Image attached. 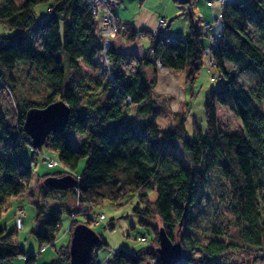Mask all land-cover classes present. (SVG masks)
<instances>
[{
    "label": "trees",
    "instance_id": "obj_1",
    "mask_svg": "<svg viewBox=\"0 0 264 264\" xmlns=\"http://www.w3.org/2000/svg\"><path fill=\"white\" fill-rule=\"evenodd\" d=\"M1 1L0 23L13 32L0 38V88L9 90L17 116L15 124L7 121L0 105V214L10 197L31 196L37 221L31 232L41 248L54 242L61 214L72 216L77 203H89L94 210L106 201L116 203L136 193L132 212L140 223L153 228L152 243L135 252L116 249L106 264H162L156 252L160 226L180 243L187 258L196 251L205 259H228L238 250L264 251V0H228L222 6L223 41L212 55L220 78L204 100L205 131L193 120L192 135L185 127L188 108L173 111L174 123L160 126L156 74L149 78L143 69L155 71L159 61L169 71L182 72L185 82L194 80L205 61L207 34L191 20L188 32L175 43H161L151 35L143 57L118 51L111 43L104 52L111 78L96 79L91 85L81 62L93 68L103 50L96 16L84 0ZM40 2H47L49 10L37 19L34 7ZM107 2L112 5V0ZM134 35L132 30L130 36ZM126 58L135 59L129 72L122 67ZM228 63L250 75L253 83H239ZM18 65L35 68L47 82L41 98L18 92ZM58 99L69 106V120L44 145L57 152L63 167L37 176L42 183L34 196L33 166L22 156L24 146H32L23 120L28 108ZM217 106L227 107L240 119L235 131L217 115ZM74 133L80 136L78 147L72 144ZM177 148L185 159L176 154ZM81 158L85 163L75 176V188L45 183L48 176L71 173ZM212 172L219 174L234 215L225 230L204 215ZM148 190L155 192L154 199ZM78 222L71 221L70 232ZM84 222L90 225L87 218ZM231 227L238 231V242L232 239ZM104 243L100 236L96 247ZM94 248L86 264H100ZM22 254L16 228L0 226V260L10 262ZM34 257L26 255L28 261ZM68 263L69 243L57 250L49 264Z\"/></svg>",
    "mask_w": 264,
    "mask_h": 264
},
{
    "label": "rangeland",
    "instance_id": "obj_2",
    "mask_svg": "<svg viewBox=\"0 0 264 264\" xmlns=\"http://www.w3.org/2000/svg\"><path fill=\"white\" fill-rule=\"evenodd\" d=\"M1 3L2 1L0 0V4ZM221 6L222 5L220 4V10L222 9ZM110 7H112V5ZM48 10L49 5L47 2L38 3L34 7L35 17L37 19H42L48 13ZM161 18H163L167 23V20L164 17ZM214 20L211 23V29L214 27ZM117 23L120 24L118 21ZM205 24L206 23H204V25ZM12 32V30L0 23V38L9 35ZM119 33H116L113 38L117 37ZM210 34L211 33L207 35V45L205 46V48L210 42ZM124 35L126 36V34ZM142 37L143 36H139V38L130 40L118 36L117 38H114V41L118 44V47L122 48L123 50H134L137 53H135L136 55H140L144 52V46L147 42V38ZM110 41L112 42V40ZM131 61L133 60L127 58L124 60V62H122V67L125 72H129L134 68V64ZM205 62L206 55L203 66L198 71L192 82H185L184 74L182 72L169 71L166 68L162 67L160 62V64H157L155 69L157 81L154 90L156 92L155 100L157 101L158 108H160L158 122L162 128H166L170 125V123H174L173 111L177 110L178 112H183L186 111V108H188V112H186L185 127L189 134L192 135L193 120L203 132L205 131L204 100L206 99L209 90L216 87L218 84V81L211 80V76H214L212 72H215V70L217 71V69L214 68L213 71H208ZM94 64L95 66L93 68H89L81 62L82 70L91 82V85L95 84L96 79L100 81H106L107 77L109 76V64L104 57V51L100 54L99 57L94 59ZM227 66L232 72H235L237 74L239 83H253L254 79L247 73L239 70L231 63H228ZM144 69L148 71L146 72V74L149 76V78H152V76H154L152 67H146ZM15 74L17 77L18 92L23 91L25 93H29L34 99L41 98L42 94L47 88V82L39 77V74L35 68H30L28 67V65H18L15 70ZM103 97L104 95L101 97V99H103ZM184 99L187 101V105L182 104L184 103ZM0 105L7 121L15 124L17 116L15 105L12 101L9 90L5 88H0ZM130 112L131 111L129 110V113ZM217 115L222 120L228 122L232 131H235L241 125L240 119L236 117L227 107L217 106ZM92 118L93 117L90 116V119ZM71 137L73 146L78 147L80 136L74 133ZM2 149L3 147L0 146V150ZM175 152L178 156L185 159V155L178 148L175 149ZM22 156L25 161L32 163L33 171L31 184L33 187V191L35 192L34 196H37L38 186L39 184L41 186L42 183V181H40L37 176H40L46 172L62 169L63 166L59 164L57 152L46 147L45 145L41 146L39 154L34 155L32 146L27 144L22 150ZM51 160L56 162V165H54L53 167H49L48 165V162ZM84 163L85 159L81 158L78 166L71 171V174L74 176L79 175L82 172ZM207 191V196H209V198L204 205V215L207 214L210 222L216 221V223L223 230H225L227 227H229L228 223L234 220V215L228 203L226 202L225 187L223 186L218 173L212 172L210 188ZM147 193L149 194L151 199L155 198L156 194L154 191L148 190ZM137 199V194L134 193L133 195H128L123 200L116 203L106 201L94 208V211L103 214V218L100 222L90 223V226L100 236H102L105 241L104 244L94 248L96 254L95 258L100 264H106L107 260L111 257L113 251L116 249L124 248L128 251L135 252L142 247H148L151 245L152 239L154 238L153 228L148 224L140 223L138 221L137 214L132 212V207L137 202ZM70 203H72V199H70ZM17 206L23 207L22 209L25 214L23 217V229L16 231V237L24 253H35L39 249V247L35 236L31 232V223L34 227L37 224L36 218H34L36 212L33 205V198H31V196L27 194L20 195L16 200L15 198L11 197L6 208L0 214V226H5L7 229L14 228V212ZM75 218L79 222H84L86 220L82 213H78ZM25 219L27 220L25 221ZM71 221V215L66 212H63L61 214V224L59 226L60 228L57 236L53 242L54 244L51 243L46 246L48 251H52L53 259L57 256V250L62 246L68 245L70 241L71 233L68 230V226L71 224ZM153 221L159 224V221L156 218L153 219ZM229 230L232 239L238 242V231L232 227ZM143 238L144 240H142ZM21 256L23 257V255L14 257L10 262L19 259V257ZM201 257L202 253H200L199 251L193 252L189 256V258L183 255L182 264H264V251L257 250H238L229 255L228 259H219L217 257H210L205 259ZM200 258L203 259V262H201ZM1 261L2 260H0V263ZM49 263L50 262L45 260L43 256L38 258L36 261V264Z\"/></svg>",
    "mask_w": 264,
    "mask_h": 264
},
{
    "label": "crops",
    "instance_id": "obj_3",
    "mask_svg": "<svg viewBox=\"0 0 264 264\" xmlns=\"http://www.w3.org/2000/svg\"><path fill=\"white\" fill-rule=\"evenodd\" d=\"M191 1L192 3H189L186 0H112L111 8L117 18V21L120 24L124 25L129 31L132 30L147 31L146 33L134 35L132 37L130 36V34L125 36L123 32H120L118 36L130 40L139 38V36H143L142 38H147V42L145 43L144 46V52L140 55H137L138 57H143L146 55V53L149 50L150 41H151L150 30L156 28L158 17H164L167 20L166 26L159 27L160 30H164L169 34L176 35L177 37H184V35L188 32L190 20L195 24L197 28L201 29L204 33L208 35L213 30V28L211 29V23L220 12L219 0H191ZM204 23L206 24L204 25ZM114 38H112L113 46L118 51H122V52L127 51L118 47V44L114 41ZM203 43L206 46L207 39H204ZM131 51H133V53H136L134 50H130L127 52H131ZM129 59H132L133 61L131 62L135 65V59L134 58H129ZM144 72L146 73L148 71L144 69ZM152 72L153 74H155L153 68H152ZM17 197L18 196H13L15 200L17 199ZM21 206H17L15 208L14 215L17 214L19 208H23ZM26 220L27 219H25V221ZM23 226H24V218H23V225L20 229H23ZM1 227H5V226H1ZM33 227L34 226H32L31 223V230ZM68 230L70 231V225L68 226ZM31 254L35 255V257L31 261H28L26 259V255L28 254L25 253L22 254L23 257L21 256L19 257V259H16L12 262L2 260L0 264H29V263L36 264L37 259L42 256L48 262H51L53 260V253L52 251H48L46 246L44 248L39 247V249L35 253H31Z\"/></svg>",
    "mask_w": 264,
    "mask_h": 264
},
{
    "label": "water",
    "instance_id": "obj_4",
    "mask_svg": "<svg viewBox=\"0 0 264 264\" xmlns=\"http://www.w3.org/2000/svg\"><path fill=\"white\" fill-rule=\"evenodd\" d=\"M70 116L69 106L58 99L42 107H30L26 110L23 129L34 148H41L51 133H61ZM45 183L59 189L75 188L77 179L71 173L48 176ZM100 242V235L88 224L78 222L74 225L69 241V263L86 264L92 258L93 248ZM156 252L162 264H177L183 258L179 242L173 241L164 227L158 228V246ZM145 264H151L146 261Z\"/></svg>",
    "mask_w": 264,
    "mask_h": 264
},
{
    "label": "built area",
    "instance_id": "obj_5",
    "mask_svg": "<svg viewBox=\"0 0 264 264\" xmlns=\"http://www.w3.org/2000/svg\"><path fill=\"white\" fill-rule=\"evenodd\" d=\"M228 0H219L220 4L223 6ZM85 5L87 6L88 10L91 12V14L96 16V28L98 34L101 36L102 41V50L105 52L111 45V41L113 36L116 33L123 32L126 35H129L131 31H129L124 25L117 23V18L112 10V8L107 3V0H84ZM221 6V7H222ZM222 10V9H221ZM221 10L216 16L214 20V27L210 34V42L208 43V46L204 49V53L206 55V66L208 71H213L214 68H216L215 60L212 58V53L215 51L216 47L223 41L224 36V27L223 23L221 21ZM167 23L163 18H158L157 20V26L156 28L150 30L151 35L158 39L162 43L163 41L175 43L177 40V36L173 34H169L164 30H160L159 27L165 26ZM141 33H144L140 30L134 31L135 35H139ZM157 64H160L159 61ZM214 76H211L212 81H219L220 74L215 70V72H212ZM109 77L111 78L110 72H108ZM33 148V152L35 154L40 153L39 148ZM48 165L50 167H53L56 165L55 161H49ZM82 213L87 218L90 223H98L103 218L102 213H97L93 210L92 205L89 203H83V204H76L74 207V211L72 213V220L76 217V214ZM24 211L22 208H19L17 211V214L15 215V228L19 230L23 225V217H24ZM144 240V238L142 239Z\"/></svg>",
    "mask_w": 264,
    "mask_h": 264
}]
</instances>
